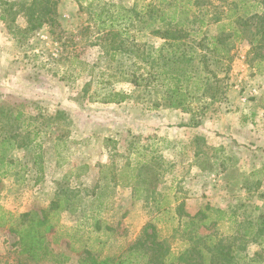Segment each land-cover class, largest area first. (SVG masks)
Returning <instances> with one entry per match:
<instances>
[{"label":"rangeland","instance_id":"374dc122","mask_svg":"<svg viewBox=\"0 0 264 264\" xmlns=\"http://www.w3.org/2000/svg\"><path fill=\"white\" fill-rule=\"evenodd\" d=\"M157 1L62 0L55 25L32 31L27 30L29 24L23 11L32 0H0V16L8 20L0 19V107H7L14 116L22 112L18 122H9L2 131L6 136H17L21 146L9 153L15 164L0 183V208L6 212L0 220V264H80L78 252L83 250V242L94 252L99 246L95 241L98 234L93 230L95 220L114 228L104 255L123 252L148 224L156 226L159 237L168 239L175 253L188 248L190 243L185 240L190 230L184 238L183 228L191 221L180 216L178 207L158 212L155 204L162 199L155 194L163 190L173 174L183 172L179 169L184 157L179 140L186 135L178 133L177 128L186 117L166 106L164 91L169 81L164 76L154 81L155 69L151 77H140L137 61L129 58L151 55L165 42L153 34L154 27H147L146 15L141 20L136 18L137 11ZM234 1H202L207 2L201 14L207 20L202 28L204 36L218 35V19L230 24L228 18L239 16L231 17ZM103 5H114L110 13L125 18L112 33L110 28L100 30L96 20ZM193 10V14L200 13ZM235 23L232 26L239 30L240 39L232 42L231 62L211 55L203 64L201 53L197 52L193 63L182 66L203 73L213 89L217 87L215 82L227 78L218 83L226 94L221 101L212 103L207 96L209 91L203 100H191L188 118L191 123L202 120L205 129H216L218 119L240 111L247 101L248 106L253 104L251 108H264V59L257 58L252 49L251 28ZM229 29L227 26V32ZM116 33L114 38L112 34ZM195 40L186 43L195 46L199 39ZM172 49L168 46L164 56ZM259 53L263 55L264 50ZM113 92L129 98L120 104L103 103ZM163 110H167L164 119L171 131L172 148H163L153 142L157 139H152L158 132V117ZM257 119L261 126L258 149L231 141L223 145L227 147L224 153L210 149L204 142L200 156L202 173L215 167L222 169L228 195L220 201L212 196L202 205V211L210 207L226 215L211 228L199 229L200 246L207 235L216 243L223 239L224 244H231L235 239L237 264H264V115ZM29 122L33 126L29 127ZM209 124L213 129L208 128ZM40 155L42 172L35 165V158ZM88 163L96 164L91 175L85 173ZM136 173L138 189L153 196L146 198L151 205L131 204L129 193L117 199V183L126 187ZM64 197L73 200L64 203L70 209L61 212L57 227L61 230L49 238H59L50 245L54 256L35 261L20 254L19 239L12 231L18 227L19 216L47 210L53 200ZM175 202V198L169 201ZM208 214L217 219L215 211ZM258 221L260 225L245 237ZM67 240L72 242L70 247ZM61 255L68 260L59 262Z\"/></svg>","mask_w":264,"mask_h":264},{"label":"trees","instance_id":"16d2710c","mask_svg":"<svg viewBox=\"0 0 264 264\" xmlns=\"http://www.w3.org/2000/svg\"><path fill=\"white\" fill-rule=\"evenodd\" d=\"M62 0H32L29 6L24 7V15L29 24L27 30H36L43 25L54 26L58 15V7ZM80 2L81 0H74ZM203 0H158L156 3H148L144 8L136 12L137 20L143 19L144 15L147 16L149 22L147 27H154L153 34L165 40L162 47L153 51V54L143 57V55H132L130 59H135L137 63V73L141 72L140 77H151L154 69L156 74L153 77L154 81H159V78L165 77L169 81V86L164 91L166 94V106L186 112H191V100H203L206 92L209 91V100L212 103L219 102L224 99L225 91L220 90L218 83L215 82V89L210 85L208 77H202L203 73H198L197 70L192 68H183V64L188 65L196 60L197 52L201 53V62L208 63L211 58L218 60L232 61L231 51L234 47L233 41L240 39V32L233 25V22L238 25L250 27L253 35L250 43L253 50H256V57L264 59V54L261 55L259 51L264 50V0H235V9L231 17L237 16L239 18H228L231 20L230 24L223 23V20L218 19L220 23L219 33L216 36H204L202 28L206 25L203 13L205 7ZM114 5L101 6L99 14L96 15V20L100 23V30L112 29L121 25L120 23L125 19L123 16L111 14V8ZM196 9L200 13L193 14ZM205 12V11H204ZM0 19L7 22L4 15ZM131 19V18H129ZM122 20V21H121ZM235 23V25H236ZM227 26L229 30L227 32ZM195 28V29H194ZM115 38L116 34H112ZM195 37V38H194ZM194 39V41H189ZM199 39L197 45L189 44L194 43ZM188 41V42H187ZM187 42V43H186ZM173 47L168 55L164 56V51L167 47ZM137 47V46H135ZM141 47V46H139ZM185 48V49H184ZM117 54V51L114 52ZM199 63V60H198ZM194 67V66H193ZM205 67V65L203 66ZM132 81V80H131ZM133 81H135L133 79ZM166 85V83L164 84ZM190 87V88H189ZM214 90V91H213ZM159 92V91H158ZM220 93V96H217ZM109 97V98H108ZM129 96L118 92H113L107 96L103 103H116L120 104L128 99ZM157 104L155 107H158ZM203 109V108H202ZM204 110V109H203ZM22 116V112L13 115L5 106L0 107V183L2 178L7 177L10 168L15 164L14 160L9 157V153L15 148L21 146L18 144L17 136H6L3 134L5 126L11 122H18ZM9 125V124H8ZM29 127L33 126L29 122ZM35 136L39 133L32 132ZM34 139L29 140V144L33 143ZM41 149L40 145H36ZM41 155L35 158V165L38 166V171L42 172ZM63 197V196H62ZM67 197L58 198L53 200L47 210L32 211L24 213L19 216L18 227L12 231L19 239L20 254L30 256L35 261L49 260L54 256L51 249L52 242H58L59 238L53 239L57 235L59 222V215L62 211L70 209L64 203H70ZM68 205V204H67ZM215 211L217 219L213 220L208 212ZM179 214L191 221L190 225L183 228L184 238L185 233L190 230V236L185 242L190 243L185 250L175 253L169 244L168 239L159 237L158 230L155 225L148 224L141 236L128 245L120 254H103L104 247L114 228L109 225H103L100 220L93 222V230L98 234L95 241L99 246L94 252L88 248V243L83 242L84 239L77 237L78 241L83 242V250L78 252L81 259L80 264H237L235 257V249L233 243L224 244L223 239L220 243H216L211 235L206 236V242L201 244L199 240L201 235L198 232L200 228H211L215 225L216 221L221 220L226 215V212L215 210L207 207L204 211H199L195 215L183 213L182 208L179 207ZM6 212L0 208V220L4 219ZM234 216V215H231ZM209 219L210 221H206ZM213 221H212V220ZM259 221L244 235L247 237L254 227L259 226ZM191 227H193L191 229ZM202 241V240H200ZM68 247L72 245L69 240L66 241ZM62 257L59 262L68 260L67 257Z\"/></svg>","mask_w":264,"mask_h":264},{"label":"crops","instance_id":"0c3cea01","mask_svg":"<svg viewBox=\"0 0 264 264\" xmlns=\"http://www.w3.org/2000/svg\"><path fill=\"white\" fill-rule=\"evenodd\" d=\"M258 90L255 93H259ZM249 101L246 105H243L240 111L235 110L230 112L224 119L217 120V128L214 130L205 129L203 127V121H194L191 123L189 120L191 115L190 112L177 110L186 118L180 122V126L177 130L178 133L186 135L184 140H179L180 150L184 155L183 159L179 162V169H182L181 174H173L170 181L163 186V190L156 193L155 196L162 198L157 200L155 204L158 206L156 210L158 212L170 211L174 208L184 207L185 212L191 215L198 213L202 210V205L206 201H211V197H217V201L228 197L225 192V180L223 179V171L219 168H213L208 170L206 173H202L200 170V156L202 155V145L205 142L210 149L213 147L215 151L218 149L223 150L225 153L228 142H235L245 144L251 149H258L260 145L259 140V129L260 124L258 123L259 117L264 115V108H251L248 106ZM264 107V106H263ZM162 110V109H161ZM167 110H163V113L158 117V132L152 138L157 139V142L153 141L157 145L162 144L163 148H172L171 131L166 126V120L164 115ZM161 114V111L159 112ZM181 121V120H180ZM208 128L213 129L212 124L208 125ZM219 133V134H218ZM226 147V148H224ZM224 163V162H222ZM96 164L88 163L85 166L86 175H91L95 171ZM217 169L221 170L218 171ZM207 174V176H204ZM85 175V177H86ZM131 181L125 184L126 187L118 184L115 186L117 199L122 195L129 193L132 203L138 204H149L146 198L153 197L148 193H142L140 191L139 173L132 174ZM167 180V178H165ZM176 182V183H175ZM177 185H179L177 187ZM144 194V197H142ZM171 198H175L176 202L169 203ZM147 202H146V201ZM167 204V205H166ZM151 205V204H149Z\"/></svg>","mask_w":264,"mask_h":264}]
</instances>
